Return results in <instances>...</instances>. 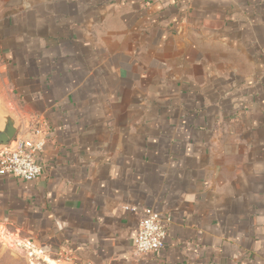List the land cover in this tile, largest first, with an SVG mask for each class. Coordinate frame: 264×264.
<instances>
[{"label":"crops","instance_id":"1","mask_svg":"<svg viewBox=\"0 0 264 264\" xmlns=\"http://www.w3.org/2000/svg\"><path fill=\"white\" fill-rule=\"evenodd\" d=\"M2 114L47 129L36 180L0 174L36 262L264 264V0H0Z\"/></svg>","mask_w":264,"mask_h":264},{"label":"built area","instance_id":"2","mask_svg":"<svg viewBox=\"0 0 264 264\" xmlns=\"http://www.w3.org/2000/svg\"><path fill=\"white\" fill-rule=\"evenodd\" d=\"M46 139L47 129L41 122L28 123L19 129L10 143L0 150V174L6 173L25 181L36 180L42 172L38 157L44 150ZM125 210L140 214L133 256L158 253L165 243L167 218L148 208L125 207ZM30 255L35 256L33 251Z\"/></svg>","mask_w":264,"mask_h":264},{"label":"rangeland","instance_id":"3","mask_svg":"<svg viewBox=\"0 0 264 264\" xmlns=\"http://www.w3.org/2000/svg\"><path fill=\"white\" fill-rule=\"evenodd\" d=\"M33 257L30 255V250H27L23 243L11 236L7 230L0 229V264L41 263L36 262L37 259ZM46 264L48 263L46 262Z\"/></svg>","mask_w":264,"mask_h":264},{"label":"water","instance_id":"4","mask_svg":"<svg viewBox=\"0 0 264 264\" xmlns=\"http://www.w3.org/2000/svg\"><path fill=\"white\" fill-rule=\"evenodd\" d=\"M3 126L0 128V150L6 147L17 132V126L11 116L2 114Z\"/></svg>","mask_w":264,"mask_h":264},{"label":"bare ground","instance_id":"5","mask_svg":"<svg viewBox=\"0 0 264 264\" xmlns=\"http://www.w3.org/2000/svg\"><path fill=\"white\" fill-rule=\"evenodd\" d=\"M45 261L48 263V264H56V263H54L53 261H51V260H49V259H45Z\"/></svg>","mask_w":264,"mask_h":264}]
</instances>
